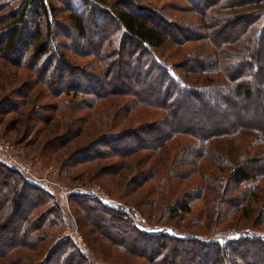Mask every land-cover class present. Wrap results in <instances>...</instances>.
Returning <instances> with one entry per match:
<instances>
[{
    "label": "rangeland",
    "instance_id": "1",
    "mask_svg": "<svg viewBox=\"0 0 264 264\" xmlns=\"http://www.w3.org/2000/svg\"><path fill=\"white\" fill-rule=\"evenodd\" d=\"M50 1L62 9L69 6L68 1L74 2ZM84 1L87 0H81ZM119 1L107 0L100 4L110 9ZM19 2L0 0V19ZM143 4L165 9L166 16L188 29L186 38L176 32V37L185 42L183 45L171 40L157 54L176 79L179 76L172 67L183 77L186 71L180 70L182 63L186 62L195 72H202L199 61L203 59L218 80H225L224 63L228 60L218 56V51L225 47H214L209 38L195 40L192 33H207V30L195 26L198 15L181 8L190 4L185 0H149ZM59 13L65 21L66 12ZM108 34L104 53L121 36L113 30ZM69 37L59 38L65 44L60 48L80 68L74 71L97 70L105 65L99 57L79 56L75 41ZM103 41V37L95 38L92 34L77 39V43L90 51ZM237 51L238 47H226L224 52ZM38 54L39 50L32 47L30 57L19 66L0 53V140L11 144L13 155L30 165L39 179L60 182L71 193L67 200L56 186L54 190L30 179L52 197L30 191V199L27 196L21 205L30 209L26 212L30 221L27 240L30 244L2 253L0 264H58V261L59 264H162L152 255L156 244L150 243L152 248L146 252L147 241L141 242L135 235L138 232L206 242L222 243L240 238L264 241V173L259 172L255 182L238 184L228 180L238 166L261 169L264 164V125L260 126L259 118L251 119L248 126L245 123L235 131L229 130L227 135L209 140L207 132L213 130L210 126L203 128L205 135L179 133L176 124L187 125L185 119L173 121L167 111L140 104L133 95L105 94L100 98L91 88L85 93L72 94L74 90L67 88L70 79L57 83V77H50L52 73L42 72L41 64H36ZM60 86L66 93H62ZM151 123L156 125L150 126ZM156 126L176 135L162 143L163 137L162 144L159 143L162 147L141 149L129 156H121L110 147L108 138L99 143L105 135H118L133 128H140L142 137L149 139L152 135L149 131ZM115 140L112 143L119 142ZM0 161L6 162L1 154ZM1 171L0 219L15 209L14 194L21 185L15 174ZM248 188H252L251 193ZM178 202L188 203L191 209L181 210L174 216L172 208ZM244 207L249 208L243 211ZM19 217L23 218V211ZM18 239L11 242L16 243Z\"/></svg>",
    "mask_w": 264,
    "mask_h": 264
},
{
    "label": "trees",
    "instance_id": "2",
    "mask_svg": "<svg viewBox=\"0 0 264 264\" xmlns=\"http://www.w3.org/2000/svg\"><path fill=\"white\" fill-rule=\"evenodd\" d=\"M66 1L68 0H62V3L67 4ZM143 1L149 0H120L107 9L100 4L107 0H74L72 3L68 1L69 6L62 9L50 0H20L16 8L1 16L3 20L0 19V25L3 24L4 28L0 29V53L10 62L23 66L28 56L30 57V49L34 47L39 50L36 64H41L42 72L46 75L52 73L50 77H57V83L70 79L67 88L74 90L72 94L85 93V90L91 88L92 93L100 98L105 94L133 95L140 104L167 111V116H171L173 121L185 119L187 125L176 124L179 126V133L203 134V128L210 126L213 130L206 131V139L219 138L227 135L229 130L231 132L241 128L245 123L248 126L250 120L256 117L259 118L260 126H263L264 0H185L190 6L181 7L188 13L198 15L195 26L207 30V33H192L196 36V41L209 38L214 47H225L218 51L221 60H230L224 63V71L227 73L225 80H218L203 59L199 61V65H203L202 72H195L186 62L182 63L180 70L186 71L183 77L172 67L174 74L179 76L176 79L160 62L157 54L168 47L171 40L183 45L185 42L176 37V32L186 38L188 29L172 17L166 16L163 13L165 9L145 5ZM60 11L66 12L65 21L60 19ZM232 28L234 29L227 34ZM112 30L119 31L121 36L104 53L107 36L110 35L108 33ZM89 34L95 38L103 37L104 40L94 51L77 43V39L88 38ZM65 36H70L75 41V52L79 56L99 57L105 65L97 70L74 71L80 68L75 67L66 52L60 48L64 41L59 38ZM226 47H238V51L224 52ZM211 66L215 68L214 62ZM60 88L62 93H66V89ZM154 125L156 124L151 123L150 126ZM160 127L156 126L153 131H149L152 132L149 139L142 137L140 128H133L118 135H105L99 143L108 138L111 141L110 147L121 156H129L141 149L162 147L160 144L176 135L167 134L166 129ZM128 134L130 135L126 136ZM124 136L125 138H121ZM163 137L165 140L161 143ZM113 139L119 142L112 143ZM92 146L94 144L88 149ZM1 161L0 171L3 169L7 174H15L21 184L17 187V194H14L15 209H11L0 219V256H4L2 253L7 250L30 244L27 241L30 238V221L26 215L30 209L21 206L27 196V200L30 199V191L52 196L34 184L22 171L11 166L12 169L7 162L3 161L4 164ZM247 167L241 165L233 169L228 180L233 179L238 184L255 182L259 172L264 173V164L261 169L257 166ZM251 189L248 188L249 193ZM81 197L83 200V196ZM71 199L73 200L72 197ZM241 202L244 204V201ZM190 206L188 203L184 205L178 202L172 208L174 216L181 210L188 212ZM248 208L244 207L242 210ZM22 211L23 218L19 217ZM135 235L141 238L140 241L144 239L148 242L149 245L145 242L146 252L152 248L150 243L156 244L152 255L162 264H264V241L258 238H240L221 243L143 232ZM17 237L18 242H11Z\"/></svg>",
    "mask_w": 264,
    "mask_h": 264
},
{
    "label": "built area",
    "instance_id": "3",
    "mask_svg": "<svg viewBox=\"0 0 264 264\" xmlns=\"http://www.w3.org/2000/svg\"><path fill=\"white\" fill-rule=\"evenodd\" d=\"M12 149H13V146L11 144L6 143L3 140H0V154L4 157L5 161L10 166L18 168L20 171H22L25 175H27L33 181H37V182L49 185L54 190H56L55 188L56 186L61 192V194H63L64 197H66V199L68 200V196L71 193V190L67 186L63 185L60 182L53 181L48 178L41 177V179H39L36 173L33 172L32 169L30 168V165L24 163L23 161L19 160L13 155ZM98 193L101 195L100 192ZM104 197L107 199L106 196ZM126 209H128V207H126Z\"/></svg>",
    "mask_w": 264,
    "mask_h": 264
}]
</instances>
